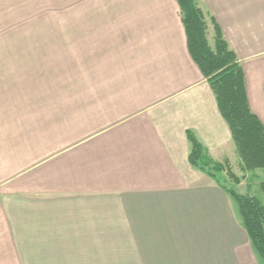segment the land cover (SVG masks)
Returning a JSON list of instances; mask_svg holds the SVG:
<instances>
[{
    "label": "crops",
    "instance_id": "1",
    "mask_svg": "<svg viewBox=\"0 0 264 264\" xmlns=\"http://www.w3.org/2000/svg\"><path fill=\"white\" fill-rule=\"evenodd\" d=\"M199 3L264 122V0ZM56 13L46 61H0V264H264L224 188L240 159L176 0ZM189 133L224 170L189 162Z\"/></svg>",
    "mask_w": 264,
    "mask_h": 264
},
{
    "label": "trees",
    "instance_id": "2",
    "mask_svg": "<svg viewBox=\"0 0 264 264\" xmlns=\"http://www.w3.org/2000/svg\"><path fill=\"white\" fill-rule=\"evenodd\" d=\"M199 1L176 0L189 54L210 86L220 114L230 128L243 171L264 168V122L250 110L244 74L236 54L223 38L217 23L207 17ZM208 20L213 24V30L208 26ZM210 31L213 44L207 38ZM188 138L191 142L188 159L192 165L210 176H216L226 166L231 179L239 182L228 164L224 166L211 160L193 134L189 133ZM224 188L237 204L254 251L264 261V203L255 196L238 193L225 185Z\"/></svg>",
    "mask_w": 264,
    "mask_h": 264
},
{
    "label": "rangeland",
    "instance_id": "3",
    "mask_svg": "<svg viewBox=\"0 0 264 264\" xmlns=\"http://www.w3.org/2000/svg\"><path fill=\"white\" fill-rule=\"evenodd\" d=\"M72 1L0 0V61H46L50 35L48 26L51 23L52 31L54 30L53 27L56 25L54 16L59 15L56 12L63 9L64 3L69 4ZM209 33L207 38L213 44L212 31ZM235 169L241 177H239L241 184L234 183L228 175L224 185L238 193L255 196L264 203V189H262L264 168L243 171L240 161L242 172H238L239 168L236 165ZM235 204V201L232 202L233 208ZM120 254L125 253L120 252ZM108 261L111 264H131L133 260L130 262L125 256H120L118 259H108ZM137 261L141 264V259H136L135 262ZM258 261L263 260L258 257Z\"/></svg>",
    "mask_w": 264,
    "mask_h": 264
}]
</instances>
